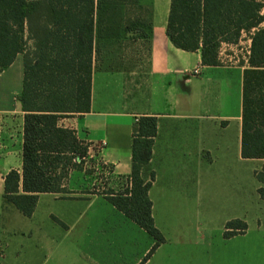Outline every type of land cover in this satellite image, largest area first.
<instances>
[{"label": "crops", "instance_id": "0c3cea01", "mask_svg": "<svg viewBox=\"0 0 264 264\" xmlns=\"http://www.w3.org/2000/svg\"><path fill=\"white\" fill-rule=\"evenodd\" d=\"M257 1L264 16V0ZM171 4L109 1L107 6L133 9V15L106 17L90 112L59 124L98 153L109 176L106 190L119 193L129 186L136 124L141 117L157 118L153 156L142 176L150 181L155 175L149 198L165 242L144 264L156 263L166 247L174 251L167 258L172 262L264 264V199L255 175L264 159L242 157L250 35L223 44L220 64L204 66L199 51H183L169 40ZM22 89L23 56L18 55L0 73V264H141L155 241L104 192L90 191L85 171L71 172L70 194L39 195L31 218L5 202V176L22 171ZM15 210L27 219L24 226L16 223ZM235 220L245 222L247 230L227 239L226 225Z\"/></svg>", "mask_w": 264, "mask_h": 264}, {"label": "trees", "instance_id": "16d2710c", "mask_svg": "<svg viewBox=\"0 0 264 264\" xmlns=\"http://www.w3.org/2000/svg\"><path fill=\"white\" fill-rule=\"evenodd\" d=\"M109 1L114 0H0V73L23 56V89L18 97L24 112L22 171L11 170L5 176L4 200L26 218L33 216L39 195L70 194L71 172L85 170L90 145L59 122L90 112L98 39L108 12L115 9L107 6ZM262 7L257 0H172L167 26L172 44L183 51H199L204 66L220 64L223 44H237L243 33L250 35L243 76L244 159H264ZM156 136L157 118L141 117L133 132L129 186L119 193H103L155 241L141 264L165 242L155 226L149 198L155 175L150 181L142 176ZM255 175L264 199V167ZM226 230L228 239L246 232L247 224L235 220Z\"/></svg>", "mask_w": 264, "mask_h": 264}, {"label": "rangeland", "instance_id": "374dc122", "mask_svg": "<svg viewBox=\"0 0 264 264\" xmlns=\"http://www.w3.org/2000/svg\"><path fill=\"white\" fill-rule=\"evenodd\" d=\"M124 15L125 16L133 15V9L115 8V9L110 10L107 16L117 18L118 16H124ZM115 20L117 19H114V21ZM245 47H247V45H244V48ZM243 53L245 54V50L243 51ZM84 169L87 175L85 176L87 177V181L90 185L89 187L91 189L90 191H92L93 193L105 192L107 189L106 185H107L109 176L107 174L105 166L101 164L99 157H98V153L95 150L90 149V153H89L88 158L86 159ZM16 213H17L16 218H15L16 223L18 225L24 226L27 223L26 222L27 219L21 216L19 212L16 211ZM191 250L192 249H190V252ZM173 252L174 251L169 247L164 248V250L161 251L160 254L157 255V260H156V263L154 264H185L181 261V259L177 262L167 261L168 257L175 256V255H172ZM190 252L189 253L187 252V253L191 255ZM208 264H212V263H208Z\"/></svg>", "mask_w": 264, "mask_h": 264}, {"label": "built area", "instance_id": "2783aa9c", "mask_svg": "<svg viewBox=\"0 0 264 264\" xmlns=\"http://www.w3.org/2000/svg\"><path fill=\"white\" fill-rule=\"evenodd\" d=\"M250 54V53H249Z\"/></svg>", "mask_w": 264, "mask_h": 264}]
</instances>
